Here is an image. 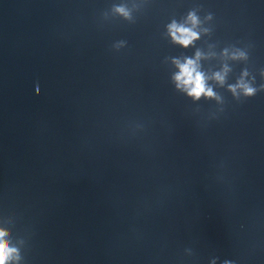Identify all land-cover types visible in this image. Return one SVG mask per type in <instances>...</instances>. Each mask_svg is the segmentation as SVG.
Returning <instances> with one entry per match:
<instances>
[{
    "label": "water",
    "instance_id": "95a60500",
    "mask_svg": "<svg viewBox=\"0 0 264 264\" xmlns=\"http://www.w3.org/2000/svg\"><path fill=\"white\" fill-rule=\"evenodd\" d=\"M197 50L218 99L176 87ZM262 86L264 0H0L8 264H264Z\"/></svg>",
    "mask_w": 264,
    "mask_h": 264
},
{
    "label": "clouds",
    "instance_id": "9594fccd",
    "mask_svg": "<svg viewBox=\"0 0 264 264\" xmlns=\"http://www.w3.org/2000/svg\"><path fill=\"white\" fill-rule=\"evenodd\" d=\"M114 11L126 19L131 18L130 11L124 6H117ZM210 19V17H209ZM200 25V21L195 13H189L187 20L183 24H178L173 21L168 25V33L171 40L183 46L184 48L193 45L196 40L200 37V32L197 31ZM203 31H207L204 29ZM123 42H120L121 46ZM225 55H228V51L225 50ZM205 58L204 54L197 50L194 58L185 57L183 61L180 59H173L172 63L178 69L174 74L173 80L175 81L176 87L182 91H185L188 96L199 100L202 96L208 98H217L216 94L211 87L208 86V79L201 70L199 61ZM231 59H247V54L239 49L231 53ZM229 69L227 65L224 66L223 70L213 74L211 79H214L219 84L223 85L225 77ZM248 73L245 71L240 80L235 85H230L229 89L234 95H238L242 92L245 96H252L256 93L257 89L251 86L249 82H246L244 77ZM264 87V86H262ZM8 232L6 229L0 228V264H8L10 260H19L18 250L6 239ZM227 264V262H225Z\"/></svg>",
    "mask_w": 264,
    "mask_h": 264
}]
</instances>
